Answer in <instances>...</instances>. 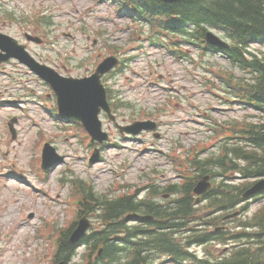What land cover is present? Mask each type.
<instances>
[{"label":"rangeland","instance_id":"374dc122","mask_svg":"<svg viewBox=\"0 0 264 264\" xmlns=\"http://www.w3.org/2000/svg\"><path fill=\"white\" fill-rule=\"evenodd\" d=\"M37 18L42 26L30 28L24 25ZM132 23L127 15L117 12L108 0H0V31L24 43L33 57L61 75L80 77L92 69V64L86 61L89 55L96 51L107 54L109 45H115L118 50L121 47L119 53L125 54L122 59L126 66L103 79L109 88L120 94L123 103L129 105V102L131 105L130 109L128 106L120 109L126 118L120 121L130 123L141 118L139 109L145 107L147 111L150 110L149 113L152 112L150 118H156L160 123L159 139L144 133L121 140L109 119L100 116L103 128L111 134L110 140H117L121 145L107 146L101 152V160L90 164V150L85 140L82 141V134L73 127L69 128L75 123L58 120L53 115V109L48 110V104H42L44 98L54 99L53 96H46L50 95V89L43 80L17 60L1 63L0 101L4 100V103L0 102V169L13 166L19 179L10 174L0 177V264L37 263L42 256V248L40 239L35 236V229L48 215L47 218H54L59 226L68 219L75 201V198L68 201V196L74 194L71 180H81L82 183L89 181L93 191L109 199L116 198L113 183H121L124 191H129L128 186H134L139 189L140 197L151 193L144 187L153 179L158 186L169 182L168 179L176 181L174 166L167 162L166 152L176 143L188 146L209 134L208 128L202 124L205 121L201 120L204 119L203 115L199 109L196 115L190 103L213 117L257 119L250 116L256 115L253 110L237 103H223L219 96L204 87L208 79L218 81L215 75L207 71L206 63L222 72L232 69L241 74L226 58L219 54L201 56L194 47L183 45L180 49L185 57L175 60L166 50L151 43L149 35L152 33L143 23H138L141 28L134 27ZM133 29L142 30V33L131 41L129 36ZM42 31L45 32L44 38ZM213 31L221 38L225 36L220 30ZM26 33L42 37L43 40L39 43L29 41L25 38ZM94 38L97 42L93 41ZM128 45L132 48H127ZM251 48L256 51L262 49L256 44ZM153 72H157L159 78L149 83L148 78ZM217 92L221 94L220 90ZM170 96L179 100L176 108L175 105L168 106ZM12 118H16L15 139H11L7 128V121ZM42 135H45V140L46 136L52 138L56 151L64 155L62 162L56 163L43 175L38 174L40 164L36 162L40 152L36 143ZM143 145L149 148L141 150ZM11 161L14 163L10 164ZM4 163L6 168L3 167ZM121 167L125 169L119 173ZM166 198L168 196L164 194L163 199ZM156 201L163 202L159 197ZM258 204V200L250 201L246 211L248 216L256 211ZM90 217L95 220V215ZM231 223L234 225V221ZM98 224L96 220L92 226L100 227ZM194 243L192 249L202 257H220L231 245H223L218 240L205 245ZM84 250L83 246L77 247V254L69 264H80ZM160 264L193 263L167 261L162 257Z\"/></svg>","mask_w":264,"mask_h":264},{"label":"trees","instance_id":"16d2710c","mask_svg":"<svg viewBox=\"0 0 264 264\" xmlns=\"http://www.w3.org/2000/svg\"><path fill=\"white\" fill-rule=\"evenodd\" d=\"M119 3L123 5V10L133 11L139 19H145L150 27L169 30L175 34L192 37L197 31L198 36L204 38L208 27L223 29L231 43L221 52L228 56L232 65L247 74L246 79L237 78V86H232L231 89L243 92L245 101H255L256 108L262 114L259 123H248L242 129L245 145L234 144L230 147V156L197 164L196 170L201 169L200 175L219 172L220 176L231 178L232 172H238L242 176L236 183H224L221 180L211 190L206 207L200 209L204 213L209 212L210 216L207 218L203 214L198 220L202 225L200 230L194 229L196 225L192 223V218L201 214L196 212L190 194L193 184H184L181 189L185 191V195L167 205H158L150 200L137 201L134 196L128 195L108 199L106 196H94L93 192H87L88 211L96 204L103 208L104 217L111 221L110 226L88 237V240H92L89 244L92 255L89 254L91 256L87 264H160L162 257H169L173 261L195 259L200 264H262L264 189L252 197H258L263 202L249 216L246 211L249 209L250 199L246 200L244 194L253 179L264 176V0H119ZM252 44L262 49L252 50ZM213 167H218L220 171H211ZM172 191H175L173 186L166 189V192L173 193ZM238 206L243 215L231 219L237 227L231 225L226 229L215 230L221 225L217 214L223 211L233 212ZM131 212L152 215L154 219L144 220L138 226L128 225L124 215ZM73 227L72 225L64 231L59 239L58 257L66 263H69L77 249V244L68 242ZM210 228L213 230L208 232ZM112 234H117L118 238H114ZM212 238V241L231 244L222 258L199 259L189 251L188 246L194 242L209 243ZM99 247L102 250L94 258L93 252ZM125 252L127 253L124 255Z\"/></svg>","mask_w":264,"mask_h":264},{"label":"water","instance_id":"95a60500","mask_svg":"<svg viewBox=\"0 0 264 264\" xmlns=\"http://www.w3.org/2000/svg\"><path fill=\"white\" fill-rule=\"evenodd\" d=\"M167 1H175V0H167ZM208 39L213 43H221L214 35L209 34ZM15 42L12 41V44ZM222 44V43H221ZM22 54L25 56L26 53L24 51H21ZM31 61V60H30ZM31 65L38 68V71L40 74H42L44 77L52 80L57 88L58 97L62 100L64 113L73 115L75 117H80L85 119V121L88 123V120L93 117L94 121L97 120V111L99 110V102L103 103V100H101L100 95L98 93L97 84L98 79L94 81L93 85L91 87H88L87 90H83L82 88L84 86H87L85 82L83 81H77L75 79H63L57 76L55 73L53 74H46L41 73V70H50L46 68L43 65H39L35 61H31ZM41 69V70H40ZM68 88L66 94L62 92V85L64 84ZM90 124H93L89 120ZM90 128H93L88 124ZM58 159H61L59 157ZM263 183H257L252 191L258 190L259 187ZM87 227V224L80 223L79 227L75 230L73 233L71 240H77L84 232L85 228Z\"/></svg>","mask_w":264,"mask_h":264}]
</instances>
